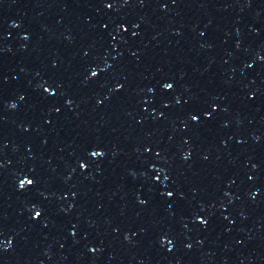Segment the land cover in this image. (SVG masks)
<instances>
[{"label": "snow or ice", "instance_id": "obj_1", "mask_svg": "<svg viewBox=\"0 0 264 264\" xmlns=\"http://www.w3.org/2000/svg\"><path fill=\"white\" fill-rule=\"evenodd\" d=\"M170 87V86H169ZM169 195H171V193H169Z\"/></svg>", "mask_w": 264, "mask_h": 264}]
</instances>
